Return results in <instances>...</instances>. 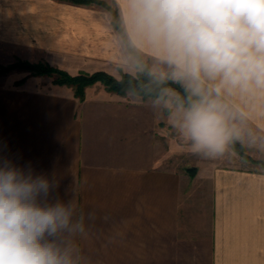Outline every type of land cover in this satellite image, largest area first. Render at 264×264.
I'll return each mask as SVG.
<instances>
[{
	"label": "crops",
	"instance_id": "1",
	"mask_svg": "<svg viewBox=\"0 0 264 264\" xmlns=\"http://www.w3.org/2000/svg\"><path fill=\"white\" fill-rule=\"evenodd\" d=\"M109 14L65 0H0V47L73 75H114ZM45 86L33 76L0 84V161L54 177L53 197L76 193L91 214L86 264H264V154L253 152L262 165L193 155L172 169V132L143 102L101 82L84 100Z\"/></svg>",
	"mask_w": 264,
	"mask_h": 264
},
{
	"label": "clouds",
	"instance_id": "2",
	"mask_svg": "<svg viewBox=\"0 0 264 264\" xmlns=\"http://www.w3.org/2000/svg\"><path fill=\"white\" fill-rule=\"evenodd\" d=\"M114 70L191 154H264V0H110ZM54 177L0 161V264H86V216Z\"/></svg>",
	"mask_w": 264,
	"mask_h": 264
},
{
	"label": "trees",
	"instance_id": "3",
	"mask_svg": "<svg viewBox=\"0 0 264 264\" xmlns=\"http://www.w3.org/2000/svg\"><path fill=\"white\" fill-rule=\"evenodd\" d=\"M75 4L82 5H99L105 7L109 12H112L110 3L106 0H65ZM24 70L28 72V75L16 80V85L23 84L28 77L49 76L52 77V82L57 85H66L73 89L74 94L80 100H84L86 96L87 87L101 82L108 91L118 93L121 95H127V80L126 78H120L113 76L107 71L99 70L93 73L82 71L76 75L69 73L68 71L61 69L55 65L46 61L30 62L20 60L15 64L1 68L0 74L7 73L13 69ZM243 157H247L245 150L237 149ZM195 169V168H193Z\"/></svg>",
	"mask_w": 264,
	"mask_h": 264
},
{
	"label": "rangeland",
	"instance_id": "4",
	"mask_svg": "<svg viewBox=\"0 0 264 264\" xmlns=\"http://www.w3.org/2000/svg\"><path fill=\"white\" fill-rule=\"evenodd\" d=\"M110 3V2H109ZM16 54H13L10 50L0 47V66L1 68L10 66L12 64L17 63L20 60L23 61H30V62H39V61H46V60H38V61H32L24 58H18L15 56ZM48 62V61H46ZM50 63V62H49ZM51 64V63H50ZM53 65V64H52ZM86 72V71H85ZM28 75L27 71L19 70V69H13L7 73H1L0 74V84L4 85H14L16 80L23 78ZM113 75V74H112ZM117 75V76H116ZM113 76L120 78L121 74L118 72L114 74ZM37 78V77H34ZM40 80H42L43 84H45L47 87H49L50 84L53 85L52 77L49 76H39ZM45 86V87H46ZM171 149H172V169L178 168V167H184V164L187 163V161H190L193 156V154L190 153V151L187 149V147L183 146L178 142V140L175 138V136L172 134V143H171ZM182 150V151H181ZM247 157H243L240 153L238 155L251 163H254L255 165H262V159H258L256 155L252 151L245 150ZM229 158V157H224ZM190 163V162H189ZM195 168V169H193ZM191 171H196L197 167L194 165H191L188 167Z\"/></svg>",
	"mask_w": 264,
	"mask_h": 264
}]
</instances>
